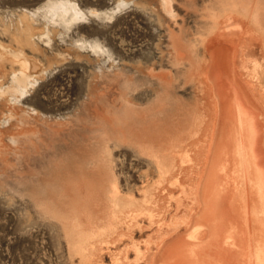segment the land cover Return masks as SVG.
I'll return each mask as SVG.
<instances>
[{"label": "rangeland", "instance_id": "obj_1", "mask_svg": "<svg viewBox=\"0 0 264 264\" xmlns=\"http://www.w3.org/2000/svg\"><path fill=\"white\" fill-rule=\"evenodd\" d=\"M232 1L241 0H0V264H127L122 253L131 246L129 238H101L108 244L89 238L94 245L73 237L71 211L89 207V200L80 199L86 181L96 190L110 176L124 196L142 202L143 186L160 180L144 149L166 155L171 141L183 147L202 118L209 123L206 48L216 39L222 41L225 56L219 60L230 92L219 94L218 85V95L222 102L230 99L237 123L245 112L260 128V140L248 137L249 122L241 136L249 139L255 167L246 176L250 216L264 221V172L253 159L254 144H264V37L258 40L264 34V0H247L249 9L254 3L256 9L239 16L249 22L254 39L241 31L235 39L225 29ZM53 3L63 8L51 19L47 12ZM71 5L82 17L73 20ZM25 61L37 70L26 72ZM191 173L187 186L194 181ZM208 175L197 229L206 230L207 237H242L235 231L242 219L230 220L228 199L216 202L210 195L213 188L227 192L229 178L216 183L212 168ZM167 179L165 191L173 188ZM213 207L220 211L210 219ZM95 210L89 212L102 220ZM262 226L253 225V236L264 246ZM138 233L139 243L148 238ZM201 258L216 261L210 251Z\"/></svg>", "mask_w": 264, "mask_h": 264}, {"label": "bare ground", "instance_id": "obj_2", "mask_svg": "<svg viewBox=\"0 0 264 264\" xmlns=\"http://www.w3.org/2000/svg\"><path fill=\"white\" fill-rule=\"evenodd\" d=\"M246 1L247 0H241L234 3L232 1V4H230L229 7L231 10V18H228V21L225 22V29H230V32L233 33L234 37L235 35L239 34L236 31H241L243 35H248L250 39H254V36L251 33H248L249 22H242L241 17H239L243 16L244 10L249 11L251 9H256L255 3L252 5L251 9H249ZM62 5L63 4L60 3H53L50 5L47 16L51 19L52 17H55V15L61 12L63 8ZM166 5L169 10L170 4L168 1ZM71 7L72 9H70V12L73 15V20H76L81 15H83L77 9L76 5H71ZM255 25L258 28H261L260 20L256 21ZM31 37L32 36H28L27 40L32 41L33 39ZM218 37L222 39L224 34L221 35L220 33ZM234 37H232L233 40ZM262 37H264V34L260 32L258 40H262ZM215 38H217V36H215ZM235 39L237 38L235 37ZM243 39L241 36L240 42ZM220 42L222 43L220 39L210 40L209 44L207 43L208 47L206 48L210 56V68L207 78L209 81H211V85H207L209 82H206L207 84L205 85H207V89L209 91V98L212 99V101L210 99L212 108H210L211 117L209 123L206 125L202 123L205 120L204 117L202 118L204 120L198 122L199 125L197 123L194 129L191 128L194 131L192 134L188 133L191 135V138L189 137V143L187 142L186 145L182 144L179 139V142L182 144V146L184 145L183 147L173 146V144H175V142L178 140L170 142V148H172L171 150L167 147L168 144L165 145L166 148L169 149L166 155L163 154L164 151L162 152L160 149V151L157 152L155 150L153 151L151 147L145 149L143 148L144 151L146 150L151 153L150 154L147 152L151 160L156 164L157 171L160 175V180L157 183L154 182L152 185L146 184L143 186L142 202H139L134 196H124L119 189L117 181H113L114 178L112 180L110 179L113 176L103 179V182L99 188L95 186L98 188V191L97 188L95 190L94 186L93 188L89 187L88 183L90 181H88V183L86 181L84 184L85 187H87L86 192L84 194L82 193L83 195L81 198H78L84 202L89 200L87 201L89 204L85 202V204H88L89 207L83 210L85 205L82 204V202L81 204L84 205L83 209L81 208L82 206H80L81 204H77V206H79V208L83 211H78V208V212L76 209L75 211H73V209V212L71 211L72 218L73 220L75 218V220L73 221L71 219L73 221V224L71 223V225L73 226L72 231L69 232L73 233V237H84V239L86 237V239L88 238L89 244L92 242L93 244L95 243V241H89V238H93L92 240L97 238V242L98 238H100V243L107 242L106 244L109 243V240L112 237H118L117 239L120 237L119 241L122 242L124 238H129L131 240V246L127 248L125 247V250L123 249V252L125 251L126 254L125 252L122 253L123 255L120 253L123 257L126 255V258L124 259H127V264H264V246L262 243H260L259 237L253 236V225L259 227V225L264 224V221H253L250 216L253 214V210L250 206H248L247 203L249 189H247L248 191L246 190V185L248 184V179L246 176H248V170L253 169L254 162L250 161L249 159L250 155L248 151L251 149L248 141L249 139H244L241 136V133L243 131L246 132L249 127L252 128V131L250 134H247L248 137H251L253 134L256 139L260 140L259 136L261 133L260 128L254 124V117L247 114L244 115L245 112L242 113L241 116V125L240 123H237L235 120V110L230 99L226 98L225 101L222 102L221 97L218 95V85L220 92L219 94L226 95L227 97L230 95L228 87L223 85L225 79L223 72L221 71V62L219 60L220 55L223 53V48L221 47ZM232 42L234 43V41ZM235 44L238 45V43ZM231 46L233 48V44ZM24 70L32 74V71H36L37 67L34 65L32 68L30 63L25 61ZM25 71L22 72L25 73ZM248 122L250 125L249 127ZM187 137L188 136H186V140ZM262 143L263 142L254 144V156L252 155L253 159L257 163L256 169L259 173L264 172V150L262 147L264 144ZM147 153L146 155H148ZM211 168L214 172L213 181L216 183L221 181L223 177L226 179L229 178L230 180L228 182L229 187L227 192H222L218 188H213L210 195L216 202H220L222 198L228 199L230 205V220L235 221V219H238V217L242 219V222H239L238 225L235 226V231L241 230L243 234L242 237H207L206 230L197 229V218L202 207V189L203 185L206 184L204 182ZM176 171H178L179 174L176 173ZM188 172H192L189 174V176H192L194 179L193 183H190L189 186H187L189 183H187L188 176L186 174ZM184 173L185 175H183ZM254 174L256 176V173ZM210 175L212 174L210 173ZM168 176L171 178V186H173V188L170 190L169 188L171 187H169L168 184L167 186L169 190L165 191L166 186L163 183L166 182L167 184L169 181L167 179ZM182 176H184V178L186 177L184 181ZM104 177L106 176L104 175ZM193 179L188 180V182H191ZM93 183L94 182H92V185ZM95 184L97 183H94V185ZM258 184L259 183H257V185ZM161 187L164 189L162 190ZM260 197L261 196H259V198ZM76 203L77 202H75V204ZM255 204L257 205V203ZM77 206L75 205L74 208ZM93 209H96L94 212L98 211V214L100 213L102 215L97 216V213H93L96 217L102 218V220H99L100 222L98 220L95 221L91 215L92 213L89 212L93 211ZM259 209H261V206H259ZM219 211L220 209L218 207L210 208L208 212V218H214L217 213H219ZM73 213H75V216ZM83 216H85L84 220L81 218ZM262 227L258 229H262L264 233V228ZM137 231L139 232L138 234L140 237H144L143 235L147 233L145 237L148 238L139 243L134 239L135 232ZM256 233H261V231ZM235 234L236 233H234V235ZM104 237L108 238L109 240H103ZM80 242L84 243L85 241H81L80 239ZM129 248L135 252L134 262L129 257ZM207 251H210V253L215 255L216 261L212 263H206L202 260L201 255ZM122 258L121 261L124 260ZM210 258L211 257H209V259ZM124 262L125 260L122 262V264Z\"/></svg>", "mask_w": 264, "mask_h": 264}]
</instances>
